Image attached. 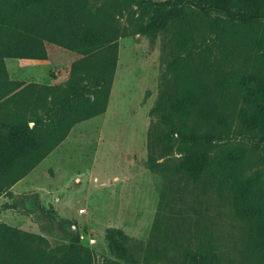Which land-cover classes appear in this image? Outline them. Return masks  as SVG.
I'll return each instance as SVG.
<instances>
[{"label": "trees", "instance_id": "obj_1", "mask_svg": "<svg viewBox=\"0 0 264 264\" xmlns=\"http://www.w3.org/2000/svg\"><path fill=\"white\" fill-rule=\"evenodd\" d=\"M134 2L136 9L129 0H110L99 15L94 0H0V196L75 125L106 113L119 41L163 33L169 35L170 79L151 111L158 121L148 136L149 151L155 141L162 153L149 156L148 168L158 173V160L177 148L175 175L194 183L222 180L234 216L247 227L248 255L264 264L263 177H244V148L220 149L235 133L264 141V0ZM48 44L82 56L63 85L11 80L6 59L47 60ZM235 52L246 65L229 73V53ZM163 221L161 207L155 241ZM115 234L121 232L107 231L110 247L124 250ZM48 242L0 224V264H90L79 243L56 252ZM184 252L185 264H222L216 254Z\"/></svg>", "mask_w": 264, "mask_h": 264}, {"label": "rangeland", "instance_id": "obj_2", "mask_svg": "<svg viewBox=\"0 0 264 264\" xmlns=\"http://www.w3.org/2000/svg\"><path fill=\"white\" fill-rule=\"evenodd\" d=\"M94 1L102 15L110 0ZM129 3L137 8L134 0ZM169 45V35L163 33L119 41L106 113L75 125L58 148L0 196V224L42 236L33 215L12 201V195L35 194L45 212L73 232L63 236L66 243L53 241L46 247L64 252L79 243L90 264H124L129 258L136 264H185L186 249L216 254L222 264H256L247 251V227L234 216L222 180L194 183L175 175L171 167L180 157L177 148L158 160L162 163L158 173L148 168L149 156L162 153L155 141L149 151L148 136L158 121L151 111L170 79ZM47 51L54 68L41 81L25 83L63 85L73 63L82 58L50 44ZM240 54L229 53V73L246 65L242 56L237 58ZM173 144L178 145L177 137ZM220 145V149L244 148V177L260 173L264 180L261 138L235 133ZM161 207L164 225L155 241L153 226ZM109 230L121 232L115 238L124 250L110 247Z\"/></svg>", "mask_w": 264, "mask_h": 264}, {"label": "flooded vegetation", "instance_id": "obj_3", "mask_svg": "<svg viewBox=\"0 0 264 264\" xmlns=\"http://www.w3.org/2000/svg\"><path fill=\"white\" fill-rule=\"evenodd\" d=\"M39 196L33 194V197H25L24 195H13L12 201L15 202L19 208H26V206H33L34 210H27L33 215L35 221H37L39 229L45 233L51 240L57 242H63V236L67 235V224L60 223V221L54 219L42 207ZM73 233V232H69Z\"/></svg>", "mask_w": 264, "mask_h": 264}, {"label": "crops", "instance_id": "obj_4", "mask_svg": "<svg viewBox=\"0 0 264 264\" xmlns=\"http://www.w3.org/2000/svg\"><path fill=\"white\" fill-rule=\"evenodd\" d=\"M5 62L11 80L22 82L41 81L40 79H44V75L49 74L55 66V61L50 54H48L47 60L6 59ZM9 62H11L10 65Z\"/></svg>", "mask_w": 264, "mask_h": 264}, {"label": "water", "instance_id": "obj_5", "mask_svg": "<svg viewBox=\"0 0 264 264\" xmlns=\"http://www.w3.org/2000/svg\"><path fill=\"white\" fill-rule=\"evenodd\" d=\"M25 197H33V194L32 195H25ZM39 199H40V196L38 197ZM22 210H34V208H33V206L31 205V206H26V208L24 209V208H22ZM40 233H41V235L43 236V237H45V238H47L49 241H50V243H52L51 242V240H50V238L45 234V233H43L41 230H40Z\"/></svg>", "mask_w": 264, "mask_h": 264}]
</instances>
